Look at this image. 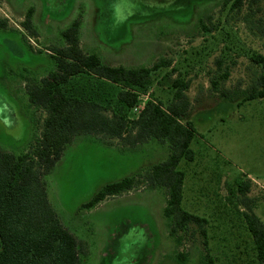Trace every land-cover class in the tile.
Listing matches in <instances>:
<instances>
[{"label":"rangeland","instance_id":"374dc122","mask_svg":"<svg viewBox=\"0 0 264 264\" xmlns=\"http://www.w3.org/2000/svg\"><path fill=\"white\" fill-rule=\"evenodd\" d=\"M0 0V149L20 154L40 137L45 112L33 107L26 83L39 81L55 69L52 48L65 46L61 33L81 20V48L109 66L151 68L162 59L191 84V109L186 121L197 139L196 161H183L186 172L183 208L208 220L206 235L197 227L170 236L164 209L167 192L150 188L145 174L167 160L169 147L150 141L131 147L101 135L77 137L47 178L48 198L63 225L87 249L84 264H253L254 250L238 191L250 183L247 203L264 222V99L244 102L260 68L252 54L264 57L263 3L241 11L233 0ZM33 9L37 37L23 27ZM250 16V18H248ZM248 18V20H247ZM217 27L208 34L203 25ZM223 57L220 71L216 60ZM229 71L221 87L211 79ZM155 85L163 99L176 79ZM130 114L134 120L149 100ZM138 177L140 186L109 197L91 210L82 205L106 185ZM143 181V182H142ZM240 200V201H239ZM237 205V209H236Z\"/></svg>","mask_w":264,"mask_h":264},{"label":"trees","instance_id":"16d2710c","mask_svg":"<svg viewBox=\"0 0 264 264\" xmlns=\"http://www.w3.org/2000/svg\"><path fill=\"white\" fill-rule=\"evenodd\" d=\"M245 1L233 0L232 10L241 11ZM248 1L250 6L264 4V0ZM33 11H28L23 27L37 37ZM0 24L6 26L5 22ZM209 24H204L203 29L212 34L217 27L211 19ZM81 25V20L74 21L61 33L65 46L52 48L55 69L39 81L26 83L30 104L46 114L40 137L20 154L0 149V264H84L82 256L87 249L63 225L51 205L47 178L68 146L77 137L87 135H101L111 143L119 140L131 147L153 140L167 144V160L148 170L144 183L166 190L164 215L169 234L177 244H181L179 235L187 234L193 226L206 235L208 220L183 208L186 172L180 170V165L196 161L192 146L197 134L190 121L184 123L191 109L187 95L190 80L174 67L161 78L166 81L177 74L169 93L163 99L156 97L151 91L155 85L163 84L158 81V73L171 68L172 60L162 59L151 68L109 66L97 54L83 51ZM261 34L264 36V29ZM250 60L260 73L247 89L244 102L264 99V57L252 54ZM223 64V57L216 60L220 71ZM228 78L226 70L211 79L212 87L223 98H229V92L221 87ZM148 93L149 100L133 120L130 114L138 106L140 95ZM141 184L137 176L108 184L82 209L91 210L107 198ZM238 191L245 198L241 204L249 209L244 215L255 253L252 263L264 264V222L247 203L250 183L241 184ZM206 260V264H214L209 255Z\"/></svg>","mask_w":264,"mask_h":264},{"label":"crops","instance_id":"0c3cea01","mask_svg":"<svg viewBox=\"0 0 264 264\" xmlns=\"http://www.w3.org/2000/svg\"><path fill=\"white\" fill-rule=\"evenodd\" d=\"M186 181V180H185ZM184 193H185V185H184Z\"/></svg>","mask_w":264,"mask_h":264}]
</instances>
